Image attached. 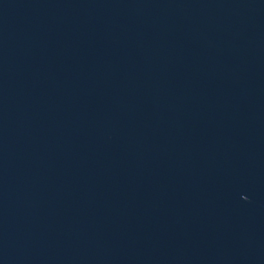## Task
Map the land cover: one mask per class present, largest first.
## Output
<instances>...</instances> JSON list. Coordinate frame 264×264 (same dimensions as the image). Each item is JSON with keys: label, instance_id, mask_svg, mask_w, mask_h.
Masks as SVG:
<instances>
[{"label": "water", "instance_id": "obj_1", "mask_svg": "<svg viewBox=\"0 0 264 264\" xmlns=\"http://www.w3.org/2000/svg\"><path fill=\"white\" fill-rule=\"evenodd\" d=\"M0 264H264V0H0Z\"/></svg>", "mask_w": 264, "mask_h": 264}]
</instances>
